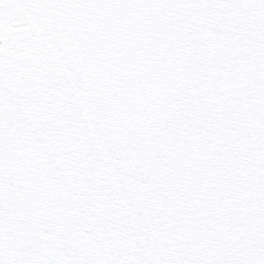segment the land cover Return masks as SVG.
Listing matches in <instances>:
<instances>
[{
	"label": "snow or ice",
	"instance_id": "6c2138e0",
	"mask_svg": "<svg viewBox=\"0 0 264 264\" xmlns=\"http://www.w3.org/2000/svg\"><path fill=\"white\" fill-rule=\"evenodd\" d=\"M0 264H264V0H0Z\"/></svg>",
	"mask_w": 264,
	"mask_h": 264
}]
</instances>
